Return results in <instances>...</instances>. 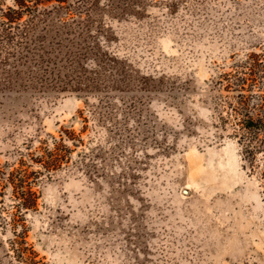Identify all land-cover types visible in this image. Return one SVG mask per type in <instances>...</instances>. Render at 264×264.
<instances>
[{"label": "rangeland", "instance_id": "374dc122", "mask_svg": "<svg viewBox=\"0 0 264 264\" xmlns=\"http://www.w3.org/2000/svg\"><path fill=\"white\" fill-rule=\"evenodd\" d=\"M161 1L105 19L101 43L119 63L104 77L116 88L121 62L130 73L122 93L103 94L123 108L119 134L75 92L0 97V264H264V189L206 102L232 63L264 60V0ZM50 136L66 157L44 177ZM81 143L103 149L93 177L66 163Z\"/></svg>", "mask_w": 264, "mask_h": 264}, {"label": "trees", "instance_id": "16d2710c", "mask_svg": "<svg viewBox=\"0 0 264 264\" xmlns=\"http://www.w3.org/2000/svg\"><path fill=\"white\" fill-rule=\"evenodd\" d=\"M162 2L13 0L12 5H6L0 0V97L30 88L75 92L85 96L93 118L98 117L104 127L113 122L108 129L119 134L116 124L119 121L115 119L123 115V108L115 103L118 102L114 100L116 97L103 94L116 90L122 93L130 73L121 62L117 68L121 78L116 82V88L111 87L104 77L107 69L117 67L119 63L101 43V39L111 43L113 32L105 19L108 16L114 20L124 17L138 19L148 5ZM167 3L170 9H174L175 2ZM92 61L97 63L95 69L89 66ZM232 69L233 72L209 82L210 93L206 102L210 105L217 131L226 134L232 129L231 136L237 139L241 148L245 170L257 175L264 189V60L261 62L257 56H250L232 63ZM224 91L229 94L224 95ZM95 93L100 96L99 102L96 107L89 106L87 100ZM50 137L54 149L47 153V160L40 162L44 177L51 176L52 170L59 167L58 162L66 157L60 154L62 140ZM83 145L76 144L73 150L67 151L70 156L72 152L76 153V159L70 157V162L66 163L75 164L93 177L99 173L98 161L105 162L106 158L102 148ZM15 187L19 189L17 184ZM19 195L16 191L17 198ZM21 196L25 200L19 205L24 209L25 217L36 194L29 191L22 192Z\"/></svg>", "mask_w": 264, "mask_h": 264}]
</instances>
